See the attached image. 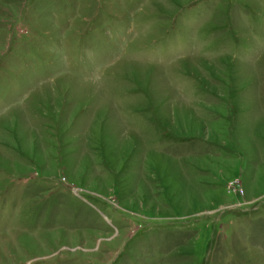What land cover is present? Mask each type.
Segmentation results:
<instances>
[{
    "label": "rangeland",
    "instance_id": "rangeland-1",
    "mask_svg": "<svg viewBox=\"0 0 264 264\" xmlns=\"http://www.w3.org/2000/svg\"><path fill=\"white\" fill-rule=\"evenodd\" d=\"M0 264H264V0H0Z\"/></svg>",
    "mask_w": 264,
    "mask_h": 264
}]
</instances>
